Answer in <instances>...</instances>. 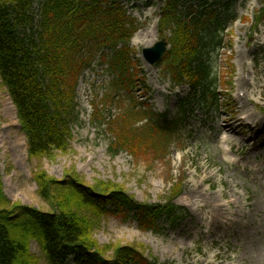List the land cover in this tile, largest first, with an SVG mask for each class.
Wrapping results in <instances>:
<instances>
[{"label": "rangeland", "instance_id": "374dc122", "mask_svg": "<svg viewBox=\"0 0 264 264\" xmlns=\"http://www.w3.org/2000/svg\"><path fill=\"white\" fill-rule=\"evenodd\" d=\"M123 4L138 25L135 35L148 31L144 36L149 39L150 28L154 26L156 42L163 1L129 0ZM262 4L263 0L182 1L184 8L214 9L225 22L219 49L207 57L217 94L213 107H199L190 102L186 85L174 88L162 74L160 64L147 65L141 58V49L148 45L134 42V35L130 47L147 88L141 85L129 93L113 89L106 66L95 59L78 83L80 116L73 126L70 147L66 153L56 152L51 158L28 157L16 110L0 81V175L3 193L9 201L42 212L53 210L38 193L34 180L37 171H44L56 180L75 177L89 187L98 182L113 183L135 201L151 205L165 201L172 183H180L182 192L174 202L185 218L173 225L162 221L160 231H141L131 217L102 216L93 238L104 251V257L111 259L113 255L112 249L106 247L126 245L136 247L161 264H264V187L251 180L256 176L264 180L263 171L256 173L264 165V147L250 154L246 150L235 153L234 157L242 162L240 165L250 168L245 172L225 160L215 137L224 119L234 122L236 134L231 137L251 138L249 125L240 121L248 109L254 112L247 111L255 121L264 118V22L252 28L254 15ZM226 7L230 9L227 15ZM239 88H245L250 95L247 102L234 101ZM104 93L117 94L121 104H108L102 99ZM93 103L103 109L106 120L117 116L120 108L126 110L136 103L148 106L159 120L168 117L179 124L173 137L168 135L170 139L166 137V141L159 138L161 148L157 153L144 146L136 149V157L126 152L113 156L110 151L113 136L103 124L91 119ZM249 146H252L250 139ZM192 188L207 193L208 196H202L206 201L210 198V206L222 205L223 211L216 212L218 219L232 224L224 230L212 227L208 231L205 223L210 220L212 208L193 205L194 199L189 194ZM30 250L39 264H48L36 242L31 243Z\"/></svg>", "mask_w": 264, "mask_h": 264}, {"label": "trees", "instance_id": "16d2710c", "mask_svg": "<svg viewBox=\"0 0 264 264\" xmlns=\"http://www.w3.org/2000/svg\"><path fill=\"white\" fill-rule=\"evenodd\" d=\"M123 1L129 0H0V80L15 106L29 158L68 151L79 119L78 80L95 56L112 52L103 62L116 77L115 89L143 83L136 71L130 72L134 62L128 45L137 26ZM162 1L157 27L160 36L170 33L162 72L173 84H188L192 99L212 103L216 95L207 57L218 48L225 22L214 9L184 8L183 0ZM225 10L227 15L230 9ZM263 22L264 0L253 25ZM104 99L113 104L115 96L105 94ZM141 113L133 106L105 122L102 111L93 106V118L100 117L113 136L112 154L126 151L135 156L137 148L152 147L156 153L161 148L159 138L165 140L166 132L157 123L139 126ZM34 180L51 212L11 203L0 175V264H39L30 250L32 242L48 264H109L93 238L102 216L132 215L143 231H157L161 218L175 222L184 217L173 204L179 185L172 186L171 198L149 205L137 203L113 183L89 187L75 177L56 180L44 171H37ZM106 249H112L111 260L120 264H161L134 246Z\"/></svg>", "mask_w": 264, "mask_h": 264}, {"label": "bare ground", "instance_id": "6f19581e", "mask_svg": "<svg viewBox=\"0 0 264 264\" xmlns=\"http://www.w3.org/2000/svg\"><path fill=\"white\" fill-rule=\"evenodd\" d=\"M147 32L148 31H146V32L139 31L135 35V37L133 38V41L136 43H143L144 42L148 46H151L155 42V36H156L155 27L152 26L150 28V33L148 34L149 39H146V37L144 36V34ZM151 33H153V34H151ZM246 83H248V82H246ZM261 87H263V84L261 85ZM246 98H247V100H249L250 95L247 94ZM242 119L245 121H251V123H250L251 125L258 122L261 126L262 125L264 126V118H260L259 120L255 121V117L252 116L247 111L245 112V117L241 118V120ZM223 122H225V123L222 124L220 127H218V131L215 132L216 136L222 135V139L225 140V141H223V143H226V142H229V144L231 143V145L229 147V151L233 150V146L238 147L237 150L244 149L246 147V141L245 140H243V139L232 140L230 138V136L234 133V130H233L234 122L224 120V119H223ZM255 138L257 139L258 142L261 143V145L264 144V135H258V136H255ZM253 150H255V149L253 148ZM240 169H243L244 171H246V166H241ZM254 180H257V185H259V187H264L261 182H258L257 176L254 177L252 181H254ZM189 194H190L191 198L194 199V202L192 201V204L194 205L196 203L197 208H201V207L202 208L203 207L208 208L209 207V208L214 209V211H213L212 209L208 208L209 212H211L210 220L206 221V223H205L208 231H210L212 229V227L218 228L220 230H224L225 228L229 227L230 224H232V223H226L225 221L223 222V220L221 221L218 219L219 216L217 215V213L219 214L220 212L223 211V206L219 205V204H215V205H213V207L210 206L209 201H208L210 198L206 201V200H204L205 196H202L205 194L207 195V193H205V192L203 193L202 191L197 190L196 188H192L189 190ZM231 203H234V202L232 201ZM208 235H209V232H208Z\"/></svg>", "mask_w": 264, "mask_h": 264}, {"label": "water", "instance_id": "95a60500", "mask_svg": "<svg viewBox=\"0 0 264 264\" xmlns=\"http://www.w3.org/2000/svg\"><path fill=\"white\" fill-rule=\"evenodd\" d=\"M168 43L164 38L160 39L153 46L142 49V56L149 64L158 62L166 52Z\"/></svg>", "mask_w": 264, "mask_h": 264}]
</instances>
